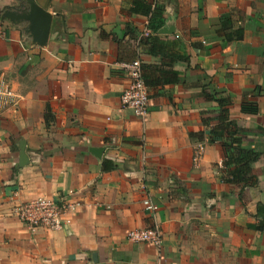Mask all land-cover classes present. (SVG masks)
I'll return each mask as SVG.
<instances>
[{"label":"crops","instance_id":"crops-1","mask_svg":"<svg viewBox=\"0 0 264 264\" xmlns=\"http://www.w3.org/2000/svg\"><path fill=\"white\" fill-rule=\"evenodd\" d=\"M133 1L36 0L52 17L39 46L2 18L15 0H0V71L20 96L0 114V264H264V0H138L158 9L155 33ZM222 21L242 38L224 45ZM145 31L189 61L149 54ZM136 59L180 74L149 89L145 118L120 101ZM206 93L231 97L238 145L259 153L245 185L220 177L225 154L208 140L218 104ZM39 197L75 204L60 229L31 232L11 213ZM154 222L159 251L128 240Z\"/></svg>","mask_w":264,"mask_h":264},{"label":"trees","instance_id":"trees-1","mask_svg":"<svg viewBox=\"0 0 264 264\" xmlns=\"http://www.w3.org/2000/svg\"><path fill=\"white\" fill-rule=\"evenodd\" d=\"M133 11L136 9L141 13L148 15L149 29L155 33L156 29L162 24L161 18H159V11L157 8H151L150 4L143 3L138 0L133 1ZM221 32V33H220ZM219 34L223 36V44L228 42L239 40L242 38L243 30L241 28L231 29L227 27L222 21L221 30ZM155 34H148L146 37L141 38V41L149 45L147 52L151 55H160L161 57H167L172 64L175 61H189V56L185 52H179L172 50L177 48L176 42H163L157 41ZM142 77L149 87V89H156L159 86L166 84L177 83L180 78V74L172 67H164L157 65H144L141 64ZM206 93L207 99H213L218 104L217 115L215 117L216 124L208 129L209 142H220L223 152L225 154V160L223 161V169L221 172V179L227 183H235L245 185L252 179L251 176V164L254 162L259 153L254 149H244L238 145V138L236 137V130L233 127L232 122L229 120L228 106L231 104V97L227 94ZM242 110L246 112L256 113L257 109L251 105V107L242 106ZM204 113V112H203ZM202 113V122L207 125L209 119ZM45 124L48 125L52 119L50 108L47 106L45 115ZM115 164L111 160H103L102 170L104 172L111 171L115 168Z\"/></svg>","mask_w":264,"mask_h":264},{"label":"built area","instance_id":"built-area-1","mask_svg":"<svg viewBox=\"0 0 264 264\" xmlns=\"http://www.w3.org/2000/svg\"><path fill=\"white\" fill-rule=\"evenodd\" d=\"M148 32L145 31L144 35ZM129 85L123 90L120 101L123 109L131 110L136 116L145 118L150 106V93L141 70L138 59L125 65ZM17 94L4 71H0V114L13 109L19 100ZM205 144H195L193 160L197 162L204 150ZM144 209L154 215L157 205L149 198L143 200ZM75 207V204L66 198L58 200L39 197L13 205L11 213H14L20 221L31 231L37 229L56 230L64 223V216ZM128 240L132 242H144L152 244L159 251L163 244V232L156 222L143 229H134L127 233Z\"/></svg>","mask_w":264,"mask_h":264},{"label":"water","instance_id":"water-1","mask_svg":"<svg viewBox=\"0 0 264 264\" xmlns=\"http://www.w3.org/2000/svg\"><path fill=\"white\" fill-rule=\"evenodd\" d=\"M2 18L14 24L24 23V31L30 34L34 44H46L52 17L36 0H15V4L5 7Z\"/></svg>","mask_w":264,"mask_h":264}]
</instances>
